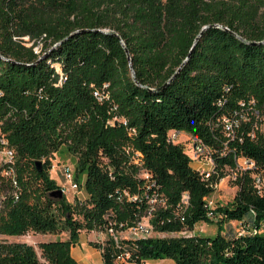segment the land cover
Segmentation results:
<instances>
[{
  "label": "trees",
  "instance_id": "1",
  "mask_svg": "<svg viewBox=\"0 0 264 264\" xmlns=\"http://www.w3.org/2000/svg\"><path fill=\"white\" fill-rule=\"evenodd\" d=\"M57 62L67 75L61 84ZM105 83L110 97L99 101L94 90ZM243 100H253L257 111ZM235 111L240 124L230 137L222 117ZM116 115L127 124H109ZM0 122L15 149L19 183L5 185L0 233L69 232L41 242V255L27 241L0 240V264H80L71 246L82 229L102 222L109 208L120 219L142 210L110 195L147 187L142 168L166 198L151 218L157 231L212 221L210 182L242 156L255 165L232 179L237 193L216 211L221 224L240 220L245 232L150 235L130 240L131 249L139 262L264 264V185L255 183V174L264 175V0H0ZM172 128L208 145L215 160L210 179L191 164L184 143L168 140ZM129 147L141 151V164L131 161ZM54 152L76 155L75 179L89 192L81 206L51 195L60 187L49 172ZM184 191L190 204L182 220L175 209ZM114 251L107 239L105 264L114 262Z\"/></svg>",
  "mask_w": 264,
  "mask_h": 264
},
{
  "label": "built area",
  "instance_id": "2",
  "mask_svg": "<svg viewBox=\"0 0 264 264\" xmlns=\"http://www.w3.org/2000/svg\"><path fill=\"white\" fill-rule=\"evenodd\" d=\"M56 70L59 73V80L56 84H61L66 78L67 75L64 73L61 67V63L57 62L55 65ZM108 86V83L104 84L103 88H95L94 94L96 95L99 101H103L110 97L109 92L105 89ZM222 103V100L219 101ZM254 101L251 103H247L246 101H241V105L246 107L249 111L254 110ZM244 111L241 114V117L246 118L248 115V110ZM257 111V110H254ZM118 121L123 122L125 125L127 124V119L122 116H114L113 118L108 120L109 124H115ZM222 122L226 131V134L230 137H234L235 128L240 124V116L237 111L232 114H226L222 117ZM136 132L134 127H129V133L133 134ZM186 134L187 140L191 141V144L186 148V151L190 155L192 161H198V165L196 166L199 170L202 179L208 180L215 172V160L213 155L211 154V150L208 145L200 138L191 136L187 134L185 131L172 128L168 132V140L173 142H182L186 143V141H181V135ZM254 134V133H253ZM184 143V144H185ZM128 152H131V161L136 164L142 163V153L139 150L134 148H127ZM58 156L57 152L51 154V166H50V174L54 173L57 169L58 161L56 158ZM15 163V149L10 146L8 138L5 136L1 129L0 122V210L5 206V202L8 198V191L5 188L6 183L13 182L15 187H19L18 178L16 175V170L14 169L13 164ZM255 165V161L252 158L242 156L238 158L237 165L231 172L220 178L217 181L210 182L211 186L219 187L222 181L226 178L229 179H237L240 172L244 171L247 168L253 167ZM62 174L64 176L65 182L59 183L63 194H68L70 191H75L83 187L82 182H79L75 179V168L71 162H66L62 164L61 167ZM140 176L148 179L147 187H139L138 191H132L130 188H118L115 192H112L110 195L116 198L119 201H132L134 202L138 208L142 210H135L132 218L129 219H120L117 215V212L114 208H109L104 212L102 222L97 224L94 228L89 229V231H93L96 233L95 241L98 243V246L101 252L104 249L107 239H112L115 245V256L114 261L119 263H125L128 261H136L134 260L133 251L131 249L130 240H134L140 237H146L150 235H160L161 233H170L167 231H157L151 222V218L154 216L159 207L166 206V198L165 196L158 190L159 187H153L156 185L155 181H152L151 173L142 168ZM255 183L258 187H262L264 185V175L257 173L255 174ZM206 207L207 214L211 218H217V203L212 195L206 197ZM190 204V194L189 191H184L181 197V201L179 202L177 208L175 209L176 216H179L182 220L185 219V212ZM197 227V224L195 225ZM191 230H182L179 233L181 234H194L196 233V228ZM255 230H257L255 228ZM188 231H191L188 233ZM245 228L241 229V233L245 232ZM173 233V232H172ZM139 262V261H136ZM139 263L145 264V259L140 261Z\"/></svg>",
  "mask_w": 264,
  "mask_h": 264
},
{
  "label": "rangeland",
  "instance_id": "3",
  "mask_svg": "<svg viewBox=\"0 0 264 264\" xmlns=\"http://www.w3.org/2000/svg\"><path fill=\"white\" fill-rule=\"evenodd\" d=\"M27 38V37H26ZM29 45L30 42H27ZM35 49L37 52H40V46H35ZM261 130L264 132V123L260 125ZM187 135L182 134L181 135V141H186ZM185 143V142H184ZM191 144L190 140H187L185 143V147L188 149V146ZM75 158L76 155H74L71 152H64L63 154L58 153V156L56 158V161H58L57 169L54 173L51 174V177L56 179L58 183L65 182L64 176L62 174V164L66 162H71L75 168ZM194 166L198 165V161L193 160L191 162ZM228 178L224 179L219 187L215 189L212 193V197L215 199L217 205L226 204L230 201H232L237 193L238 185L231 179L227 180ZM67 200L73 204L77 203L78 206H81V204H84L86 200L89 197V192L85 187H82L80 189H77L75 191H70L68 194L65 195ZM80 212H76L77 217H81L79 215ZM229 221V220H228ZM195 232L197 233H203V234H215L220 228L223 229V224H221L220 218H213L212 221H200L197 223V227H195ZM191 231H188L190 233ZM181 233L179 232H173V233H161V236H171V235H179ZM81 235L83 238L92 237L93 233L91 231H87L85 229L81 230ZM69 232L62 231L60 233H51V232H35L33 230L28 231L25 234L22 235H7V234H1L0 233V240L2 241H27L31 244H33L38 252L39 255H41V248L39 244L43 241H49V240H55L57 238H68ZM98 260H100V254L98 253Z\"/></svg>",
  "mask_w": 264,
  "mask_h": 264
},
{
  "label": "crops",
  "instance_id": "4",
  "mask_svg": "<svg viewBox=\"0 0 264 264\" xmlns=\"http://www.w3.org/2000/svg\"><path fill=\"white\" fill-rule=\"evenodd\" d=\"M243 225L244 224L242 223V221L236 219L225 221L223 224L222 232L229 236L234 235L241 231ZM91 232L93 233L92 237L83 238L80 231L78 240L71 246V253L80 264H105L102 252L95 241L96 233L93 231ZM98 253L101 256L100 260H98L97 258ZM112 264H141V263L136 261H128L125 263H119L117 261H114ZM145 264H177V263L171 257H163V258H146Z\"/></svg>",
  "mask_w": 264,
  "mask_h": 264
},
{
  "label": "water",
  "instance_id": "5",
  "mask_svg": "<svg viewBox=\"0 0 264 264\" xmlns=\"http://www.w3.org/2000/svg\"><path fill=\"white\" fill-rule=\"evenodd\" d=\"M207 26H204L203 27V29H202V31H201V33L197 36V38H199V36L202 34V32H203V30L206 28ZM225 27H227V26H225ZM127 51H128V49H126ZM129 57H130V55H129ZM188 59V57L186 58V60ZM185 60V61H186ZM185 61L183 62V64L185 63ZM182 64V65H183ZM182 65L178 68V70H177V72L180 70V68L182 67ZM131 67H132V65H131ZM133 69V68H132ZM175 76V74L166 82V84L167 83H169L171 80H172V78ZM36 164L38 165V167H39V169L41 170L42 169V161L41 160H37V162H36ZM51 195H54V196H59V197H62L64 194H63V191H62V189L61 188H57V189H55L54 191H52L51 192Z\"/></svg>",
  "mask_w": 264,
  "mask_h": 264
}]
</instances>
